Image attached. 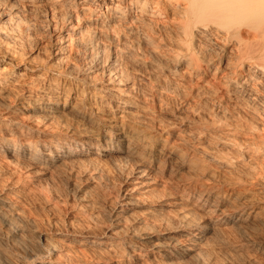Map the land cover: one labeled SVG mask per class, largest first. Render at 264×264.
I'll list each match as a JSON object with an SVG mask.
<instances>
[{
	"label": "bare ground",
	"instance_id": "1",
	"mask_svg": "<svg viewBox=\"0 0 264 264\" xmlns=\"http://www.w3.org/2000/svg\"><path fill=\"white\" fill-rule=\"evenodd\" d=\"M74 1L0 0V61H10L0 66V264H264V178L248 164L264 137L237 132H252L259 105L242 109L232 82L207 88L214 60L192 48L223 26L233 38L230 20L258 21L264 0H184L180 11L166 0L175 23L165 29L146 17L167 3L124 0L127 15L104 0L101 22L87 7L73 13ZM25 12L59 31L40 57L27 52L38 25ZM262 19L239 33L232 73V61L264 73ZM222 123L235 135L218 133ZM63 202L83 219L44 233L41 218Z\"/></svg>",
	"mask_w": 264,
	"mask_h": 264
},
{
	"label": "rangeland",
	"instance_id": "2",
	"mask_svg": "<svg viewBox=\"0 0 264 264\" xmlns=\"http://www.w3.org/2000/svg\"><path fill=\"white\" fill-rule=\"evenodd\" d=\"M82 1L83 0H76V1H74L73 3H75V4H77V5H79V4H81L80 6H78L77 8H75V9H73L74 7H72V11H73V13H75L76 15H82V8H84V9H86V7H87V9H89L90 8V12H91V14L90 15H88L87 14V16H93L92 17V19L93 20H96L97 19V16H99V17H101L100 19V21L102 22V19L103 20H105L106 19V17H107V15H109V11H108V8H105L104 6H106L103 2H104V0H96L95 2H93V1H90L86 6L85 5H82ZM125 1H127V0H125ZM124 0H121L120 1V3L122 4L121 6V8L123 9V11L124 12H127V15L129 14V11H127V9L128 8H125L126 6L128 7L129 5H127V2H125ZM145 0H141V1H139L141 4H142V2H144ZM150 3H149V7H148V9L147 10H149L150 9V5L152 6V7H154V6H156V4H159L160 6L162 5V7H165L164 5H165V3H167L166 2V0H148ZM79 2V3H78ZM235 0L234 1H232L231 2V4H230V0L228 1V2H226V5H234L235 4ZM182 3V4H181ZM182 6H181V5ZM180 4H178V9H176V10H178V11H180V8H185L186 7V2L184 1V0H181V2H180ZM185 4V5H184ZM261 3L260 2H253L252 3V5L253 6H250V7H252V9H251V11L249 12V15L251 16V17H253V15H252V12H253V10H257L258 9V6L260 5ZM101 5H104V6H102L101 7ZM183 5H184V7H183ZM168 6V7H167ZM81 10H80V9ZM99 8V9H98ZM125 8V9H124ZM166 8L167 9H165V10H163L162 11V13H163V15L162 14H160V12H159V14L158 13H156V14H154L153 15V17H146V16H144V17H146V18H149V19H151L152 21H154L155 20V22H157V24L159 25V26H161V28H159V29H165V26H167L168 24L170 25H168L166 28H169V27H171L172 26V23L174 24L175 22V20H174V14H175V9L173 8V6H171L169 3H167V5H166ZM171 8V9H170ZM93 9V10H92ZM106 9V10H105ZM77 10V11H76ZM133 10H135V9H133ZM157 10V9H156ZM171 10V11H170ZM173 11V12H172ZM178 11H176V13L178 12ZM131 12V11H130ZM240 12H242V11H240ZM240 12H238V14L240 13ZM168 13V14H167ZM258 13V12H257ZM26 14V15H25ZM31 14V15H30ZM107 14V15H106ZM167 14V15H166ZM236 15L235 17H233L230 21H233V22H235L236 24L235 25H233L232 27H234L233 29H232V32H234L235 30L238 32V33H236V31L234 32V35H233V38L232 37H226V28L224 29L223 27H219V31H218V33L217 32H214V33H216V34H212L211 36H210V38L208 37V40H206V42H205V40H203L202 42H203V44H202V42H198V40H197V37L196 38H194L193 39V41H192V48L193 49H195L196 48V50H198V48H199V50L198 51H200V52H203V53H201V56H204L205 58H206V60H208V61H210L211 63L213 62V60H214V62L211 64V68H212V73H211V75L210 76H208V78L205 80V82H204V84H205V86H207V88L209 87V86H211V84H213V83H218L219 81H227V82H232L231 84H234V85H238L239 86V89L240 90H238V94L236 95V102H237V99H238V104H241L242 106H241V108L243 109L244 107H247L248 105H246V103L248 104L249 103V106H251L253 109V111H254V109H255V111H256V109H257V105H259L258 106V109H257V111H259L261 114L260 115H258V119L257 120H252L251 119V121H248V122H251L250 124L251 125H253L254 126V123L256 124V123H258V124H256L254 127H253V130H252V132H244L243 130H239V131H237L238 133H240V135L242 136V134H243V138L245 139V141L246 140H249V141H253V142H255V143H257L258 141H259V139H260V137L262 138V137H264V115H262L263 114V111H264V107L263 108H261L262 106H264V95H262V94H264V78H262V77H264V73H262V72H260V70H258V69H254V70H252V69H250L249 70V67H247L249 64H253L252 62H247V63H249V64H247V63H245L246 65H242L241 64V62H235V61H232V64L234 63V64H236V72L237 73H235L234 71H233V73H232V71H231V68L229 69V68H226V67H224L225 66V64H226V61L228 60V58H231V59H233L234 60V58H233V56H235V53H234V51H232V54H231V50H233V49H235V47L234 46H236L237 45V41H238V36L240 35V34H243V36L245 37V35H248L249 33H251V34H253L254 33V31H252V25L254 24V23H261V19L262 18H264V15H262V14H260V13H258V14H260V16L261 17H259V19H258V21H257V19H253V18H251V19H249V20H247V19H243V13H240L239 15ZM22 15L24 16V17H28V18H31L30 20H32V21H34L33 23H35L36 24V26L38 25V27H36V28H31V29H34V30H26V33H25V36L27 35L28 37H29V39H27L28 37L26 36V41L27 40H30V39H32V40H30V43H29V49L27 48V52L28 53H30L31 55H33L34 57H37V56H42L43 54H45L46 53V51L45 50H52L53 49V47H54V43H53V39H55L56 38V36L59 34V31H54V29H53V27H52V25H50V22H48V21H50L49 19H45V20H39V19H36L35 17H37L36 15L34 16V13H31V12H25L24 14L22 13ZM103 15V16H102ZM105 15V16H104ZM125 15H126V13H125ZM138 15V14H137ZM133 16H136V13L134 12V14H133ZM160 16H161V18H160ZM163 16V17H162ZM168 16V17H167ZM170 16V17H169ZM240 16L242 17V18H240ZM23 17V18H24ZM96 17V18H95ZM129 16H126V19L128 18ZM165 17V18H164ZM169 19V20H168ZM172 19V20H171ZM240 19H242V20H240ZM238 20V21H237ZM264 19H262V23H264V21H263ZM160 23H159V22ZM168 23H167V22ZM171 21V22H170ZM248 22L249 21V23H244V22ZM251 21H253V22H251ZM213 22V23H212ZM242 22H243V24H245L246 26H244L243 24H242ZM76 23V22H75ZM214 23H216V21H210V25H214ZM238 23H241L240 25H238ZM252 23V24H251ZM164 24V26H162ZM165 24H167V25H165ZM77 25V24H76ZM158 26V27H159ZM214 27V26H213ZM231 27V28H232ZM245 27V28H244ZM251 27V28H250ZM212 27H210V29H211ZM216 28V27H215ZM247 28H250L251 30H249V29H247ZM235 29V30H234ZM238 29V30H237ZM243 29V30H242ZM253 29H254V26H253ZM53 30V31H52ZM212 30V29H211ZM40 32V34H38V33H36L35 34V32ZM214 31V30H213ZM244 31V32H243ZM248 31V32H247ZM55 32V33H54ZM57 32V33H56ZM30 33L32 34V35H30ZM221 33L222 34H225V35H221ZM240 33V34H239ZM34 34V35H33ZM41 35L42 36H44L45 38H43V40L40 42L39 40L41 39V38H39V37H41ZM219 35H221V36H219ZM30 36H33L32 38L30 37ZM34 36H36V38L34 37ZM214 36V37H213ZM216 37H217V39H216ZM234 37H235V39H237V40H235L234 41ZM34 38L35 39H39L38 41L37 40H34ZM219 38V39H218ZM224 40H223V39ZM233 39V40H232ZM232 40V41H231ZM36 41V42H35ZM51 42V43H50ZM224 42V43H223ZM236 42V44H234ZM32 43H35L36 44V46L34 45V44H32ZM213 43V44H212ZM33 46H32V45ZM205 44V45H204ZM209 44V45H208ZM216 44V45H215ZM225 44V45H224ZM199 45V47L197 48V46ZM201 45H203V46H201ZM214 45V46H213ZM230 45V46H229ZM195 46V47H194ZM31 47V48H30ZM202 47V48H201ZM212 47L214 48V49H212ZM218 48V49H216V48ZM221 47V48H220ZM204 48V49H203ZM228 48V49H227ZM233 48V49H232ZM200 49H202V50H200ZM44 50V51H43ZM210 50V51H209ZM217 50V51H216ZM212 51V52H211ZM219 51V52H218ZM230 52V54H229V52ZM202 54H204V55H202ZM215 56H214V55ZM224 54V55H223ZM228 55V56H227ZM232 57H231V56ZM212 57V58H211ZM221 57H222V59H221ZM226 57V58H225ZM214 58V59H213ZM216 58V59H215ZM211 59H212V61H211ZM217 60V61H216ZM226 60V61H225ZM219 61V62H218ZM9 59H3V61L1 60L0 61V66H4V67H6V68H8L9 69V67L10 66H8V64H9ZM217 63H219V64H217ZM221 63V64H220ZM218 65H219V67H218ZM221 65V66H220ZM216 68V69H215ZM221 68H223V69H221ZM243 70H242V69ZM220 69V70H219ZM227 69V70H226ZM245 69H247V70H245ZM217 72H215V71ZM224 70V71H223ZM241 70V71H240ZM245 70V71H244ZM223 71V72H222ZM229 71L232 73V74H230L229 73ZM239 71V72H238ZM244 71V72H243ZM254 71V72H253ZM263 71V70H262ZM214 72H215V75H213L214 74ZM221 72V73H220ZM225 72H228L227 74L225 73ZM247 74H246V73ZM257 72V73H256ZM260 73V74H259ZM223 74V75H222ZM254 74V75H253ZM257 74V75H256ZM222 75V76H221ZM224 75L225 76H228V77H224ZM230 75V76H229ZM232 75V76H231ZM240 75V76H239ZM248 75H249V77H248ZM256 75V76H255ZM260 75V76H259ZM217 76H221V77H217ZM247 76V77H246ZM254 76H255V78H254ZM212 77V78H211ZM214 77V78H213ZM223 77L225 78V80L223 79ZM235 77V78H234ZM252 77V78H251ZM219 78H221V79H219ZM233 80H232V79ZM254 78V80H250V79H253ZM218 79V80H217ZM228 79V80H227ZM260 79V80H259ZM263 79V80H262ZM216 80V81H215ZM229 80H231V81H229ZM257 80V81H256ZM187 81V80H186ZM236 81V82H235ZM243 81V82H242ZM250 81V82H249ZM259 81H261V82H259ZM235 82V83H234ZM247 82V83H246ZM255 82V83H254ZM210 83V84H209ZM245 83V84H244ZM254 83V85H252ZM208 84H209V86H208ZM255 84H256V86H255ZM256 88H255V87ZM250 87H254L253 89L252 88H250ZM246 90H245V89ZM249 89H251V90H249ZM261 91H260V90ZM245 90V91H244ZM254 90V91H253ZM259 93H258V92ZM248 92V93H247ZM258 94H257V93ZM261 92V93H260ZM263 92V93H262ZM240 94V95H239ZM262 96H261V95ZM243 95V96H242ZM249 95V96H248ZM252 95V96H251ZM257 97H256V96ZM238 96H240L239 98H238ZM247 96H248V98H247ZM254 96H255V98H254ZM260 96V97H259ZM242 98V99H241ZM244 98H246V99H248V102H247V100H245ZM250 98V99H249ZM251 100V101H250ZM255 100H257V102L255 101ZM261 100V101H260ZM263 100V101H262ZM240 101V102H239ZM250 101V102H249ZM242 102V103H241ZM246 102V103H245ZM253 102H256L255 103V105L253 104ZM253 104V105H252ZM246 105V106H245ZM251 107H247V108H251ZM256 107V108H255ZM263 109V110H262ZM260 116V117H259ZM261 116L263 117V119L261 118ZM250 118H248V120H249ZM259 120H262V121H259ZM262 124V125H261ZM219 126H220V128H219ZM258 127H263V128H261V130H258V129H260V128H258ZM258 128V129H257ZM214 129H217V131H218V133H222L223 135H235V133H236V130H234V128H231V127H228V125L226 124H224V123H222V124H218L217 126H216V128L214 127ZM232 129V130H231ZM255 130V131H254ZM224 132V133H223ZM229 132V133H228ZM246 133V134H245ZM249 134H250V136H249ZM256 134V135H255ZM254 135H255V137H254ZM257 136L259 137V139H257ZM227 137V136H226ZM254 139V140H253ZM236 143L238 142V141H235ZM257 144H259V143H257ZM260 146V145H259ZM260 148V149H259ZM256 149L258 150V152L256 151ZM254 151H253V153L251 154L250 153V160H249V162H248V164H250L249 166H259L258 167V172H260V177H262V178H264V175H262L263 173H264V153H263V151H264V147H255L254 149H253ZM262 152H261V151ZM260 151V152H259ZM255 152H257V153H255ZM254 153L256 154V155H254ZM263 155H262V154ZM253 155V156H252ZM256 158V159H255ZM257 158H258V160H257ZM261 158V159H260ZM253 159V160H252ZM255 159V160H254ZM246 160V162L248 161L247 160V158L246 159H243V158H240V159H238V160H236V161H239L240 163L241 162H244ZM261 160V161H260ZM260 161V162H259ZM254 162L257 164V165H255L254 164ZM254 165H253V164ZM252 164V165H251ZM209 165H211V164H209ZM261 165H262V167H261ZM212 166V165H211ZM261 167V168H260ZM260 169L263 171V173L260 171ZM126 189V188H125ZM124 188H123V191L125 190ZM65 199V198H64ZM63 199V201H65ZM63 205V206H62ZM60 207H61V209H60ZM63 207V208H62ZM69 208H70V210H69ZM65 209V210H64ZM72 209V210H71ZM48 212H46L44 215H43V217L41 218L42 220H44V225H43V228H41L42 229V231L44 232V233H46V234H48V233H50V230L51 229H53V228H55V226H53V225H50V224H48L50 221L51 222H59V223H57V225L58 226H56L57 228H59V229H64V228H66L67 227V225H68V223H69V220H71V219H73V218H77L78 220H81V219H83L82 218V216L79 214V213H77V211H76V209H75V207L73 206V204L72 203H70V204H64V202L63 203H61L60 205H59V210H54V211H50L48 214H47ZM56 215H55V214ZM75 214V215H74ZM54 216H55V218H54ZM61 217H63V218H61ZM51 219V220H50ZM56 219V220H55ZM47 220H49V221H47ZM54 220V221H53ZM60 220V221H59ZM66 224V225H65ZM47 225V226H46ZM46 226V227H45ZM44 227H45V230H44ZM231 238V240H235V243L236 244H238L239 245V242H240V244L242 245V246H244L245 247V245L244 244H246V242L244 243L243 241V239L241 238V236H236L235 235V237H233L232 235L230 236ZM235 238V239H233V238ZM238 237V240L236 241V238ZM241 238V239H240ZM241 240V241H240ZM35 242H37V240H35ZM23 245V244H22ZM21 245V246H22ZM247 245V244H246ZM20 247V246H19ZM16 254H18V253H16ZM239 259L241 258L242 259V257H238ZM40 260L42 259L41 257L39 258ZM260 259V258H259ZM238 259H235V261L236 262H240V260L239 261H237Z\"/></svg>",
	"mask_w": 264,
	"mask_h": 264
}]
</instances>
